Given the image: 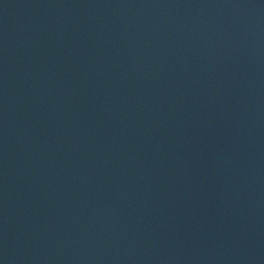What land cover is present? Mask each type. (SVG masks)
I'll use <instances>...</instances> for the list:
<instances>
[{"label": "water", "instance_id": "obj_1", "mask_svg": "<svg viewBox=\"0 0 264 264\" xmlns=\"http://www.w3.org/2000/svg\"><path fill=\"white\" fill-rule=\"evenodd\" d=\"M0 264H264V0H0Z\"/></svg>", "mask_w": 264, "mask_h": 264}]
</instances>
